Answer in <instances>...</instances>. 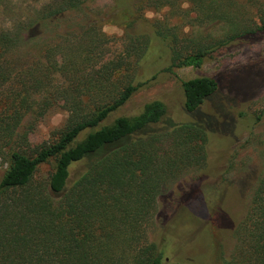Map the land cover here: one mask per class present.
<instances>
[{"label":"trees","instance_id":"16d2710c","mask_svg":"<svg viewBox=\"0 0 264 264\" xmlns=\"http://www.w3.org/2000/svg\"><path fill=\"white\" fill-rule=\"evenodd\" d=\"M96 1L46 0L0 29V158L8 164L0 179V264H198L168 261V246L151 241L149 231L168 184L192 170L210 173L211 135L235 128L230 111L237 100L227 88L247 68L182 81L185 110L195 122L174 123L155 100L138 115L104 123L142 87L137 71L151 40L129 30L145 12L166 11L153 29L170 52L165 71L175 74L202 67L235 42L264 36V0H113L124 47L109 55L116 39L103 32L101 12L92 10ZM207 102L223 123L201 112ZM59 106L68 113L64 129L53 142L32 146L39 121ZM46 164L53 171L39 179ZM79 164L83 170L75 174ZM232 192L225 190L211 230L197 234L189 225V232L212 238L208 254L215 248L216 264H264V175L237 226ZM211 193H200L193 211L208 214ZM230 227L236 244L226 257L217 230Z\"/></svg>","mask_w":264,"mask_h":264},{"label":"rangeland","instance_id":"374dc122","mask_svg":"<svg viewBox=\"0 0 264 264\" xmlns=\"http://www.w3.org/2000/svg\"><path fill=\"white\" fill-rule=\"evenodd\" d=\"M44 1L46 0H8L0 7V29L9 27V24L12 26L23 14L35 13ZM92 10L101 12L99 18L102 19L103 32L110 39L112 37L116 39L111 40V44L105 50L106 55L121 52L124 47L121 37L125 30L116 23L114 1L97 0L92 5ZM165 14L166 11L145 12L129 30L131 34L148 36L151 40L149 52L137 71L136 84H143L130 101L113 113L104 124H111L119 117L138 115L146 103L155 100H160L166 105L167 116L174 123L195 122V118L185 110L182 81L202 76L215 77L236 69L247 68L243 75L238 74L233 87L227 88L229 99L237 100L230 111L231 117L236 121L235 128L232 134L211 135L210 154L213 163L209 169L210 173L206 175L203 171L192 170L168 184L158 198L155 224L149 231L151 241L168 246L167 257L170 262L192 258L198 264H216L215 248L208 254L209 240L212 238L206 235H199L200 238H197L198 232L204 229L211 230L212 225L215 226L218 206L223 202L224 192L228 187L233 190L231 200L228 202L233 211L231 219L236 221L234 225L237 226L247 215L255 188L264 175V36L251 41L235 42L219 55L207 60L202 67L182 68L171 74L165 71L169 65V49L157 38L153 29L154 22L162 19ZM200 110L206 115L216 116L219 123L225 121V117L219 116L210 102L203 105ZM259 116L262 118L258 121ZM67 118L68 113L62 106L52 109L48 116L39 121L36 131L31 134L29 139L31 145L38 146L56 140L59 132L64 129ZM27 123L26 119L21 130H24ZM87 133L82 134L79 140ZM7 167V162L0 158V179ZM83 167V164L75 166L74 173L79 174ZM52 171L51 164L43 165L38 178H48ZM211 175H214V180L210 179ZM198 177L203 178L200 184L195 181ZM193 188L196 197L189 196ZM211 189L213 193L210 196L214 200L211 198L207 200L212 204L208 214L193 211L194 200L200 193ZM165 223L169 225L167 228H164ZM189 225L197 234L194 232L191 235ZM217 232L224 255L230 257L236 244L234 231L230 227ZM212 236L216 237L215 233ZM209 255L214 257L211 258Z\"/></svg>","mask_w":264,"mask_h":264},{"label":"clouds","instance_id":"9594fccd","mask_svg":"<svg viewBox=\"0 0 264 264\" xmlns=\"http://www.w3.org/2000/svg\"><path fill=\"white\" fill-rule=\"evenodd\" d=\"M8 26L10 27L11 25L9 24Z\"/></svg>","mask_w":264,"mask_h":264}]
</instances>
